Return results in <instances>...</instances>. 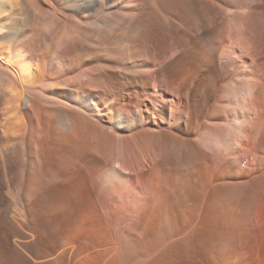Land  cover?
I'll list each match as a JSON object with an SVG mask.
<instances>
[{"label":"bare ground","instance_id":"obj_1","mask_svg":"<svg viewBox=\"0 0 264 264\" xmlns=\"http://www.w3.org/2000/svg\"><path fill=\"white\" fill-rule=\"evenodd\" d=\"M262 38L264 0H0V216L26 232L17 255L264 264Z\"/></svg>","mask_w":264,"mask_h":264},{"label":"rangeland","instance_id":"obj_2","mask_svg":"<svg viewBox=\"0 0 264 264\" xmlns=\"http://www.w3.org/2000/svg\"><path fill=\"white\" fill-rule=\"evenodd\" d=\"M157 31H158L157 33L160 34V30H157ZM260 40L262 44L264 39L262 38ZM260 141L258 142V145L264 144V138H262ZM0 169H1V166H0ZM254 191H255L254 193L256 194L251 192L253 196L255 195L256 197H260L264 195V191L260 187L255 188ZM50 200H51L50 198L44 199L43 205L47 207L51 206L53 201L52 200L50 201ZM2 218H3V215L0 216V264H31L33 263L34 259H36L37 252H39L41 249L42 244H38V246L36 245L33 248H28L26 251L20 250L22 255L18 256L17 253L15 252V249L17 248V243L21 244L22 242L21 240L24 239V237L26 236V232L21 229H18V230L16 229V231H12L11 229H8L5 225L1 224ZM34 219L39 225L38 228L40 232L43 235L45 234V237L55 240L57 232H58V229H57L58 228L57 221L59 220L58 215L56 213H44L42 215L41 214L35 215ZM33 243H34V240L33 242L30 241V244H32V246L34 245Z\"/></svg>","mask_w":264,"mask_h":264}]
</instances>
